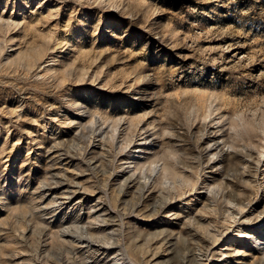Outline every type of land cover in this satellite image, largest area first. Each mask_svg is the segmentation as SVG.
<instances>
[{
	"label": "rangeland",
	"instance_id": "obj_1",
	"mask_svg": "<svg viewBox=\"0 0 264 264\" xmlns=\"http://www.w3.org/2000/svg\"><path fill=\"white\" fill-rule=\"evenodd\" d=\"M237 263L264 264V0H0V264Z\"/></svg>",
	"mask_w": 264,
	"mask_h": 264
},
{
	"label": "bare ground",
	"instance_id": "obj_2",
	"mask_svg": "<svg viewBox=\"0 0 264 264\" xmlns=\"http://www.w3.org/2000/svg\"><path fill=\"white\" fill-rule=\"evenodd\" d=\"M218 143H219V142H218ZM141 144H142V143H141ZM214 144H217V142L214 143ZM138 145L141 146L140 144H138ZM138 145H137V146H138ZM139 146H138V147H139ZM155 147H156V146H155ZM143 148H144V147H143ZM140 151H141V148H140V150H138L137 152H140ZM142 152H144V151H142ZM144 158H145V157H144ZM137 159H138V158H137ZM131 163H132V162H131ZM66 188H67V187H66ZM47 190H48V189H47ZM65 192H66V191H65ZM66 198H67V197H66ZM100 219H101V218H100ZM81 237H82V236H81ZM85 237H86V236H85ZM80 241H82L81 244L84 243V242L90 243L89 239H87V238H86V239L83 238V239H81ZM78 243H79V242H78ZM75 244H76V243H75ZM259 244H260V243H259ZM92 245H93V244H92ZM94 245H95V244H94ZM95 246H96V245H95ZM97 246H98V245H97ZM257 246H258V245H257ZM258 252H259V251H258ZM225 257H226V255H225ZM115 258H116V257H115ZM120 259H121V258H120ZM117 260H118V259H117ZM237 264H238V263H237Z\"/></svg>",
	"mask_w": 264,
	"mask_h": 264
}]
</instances>
